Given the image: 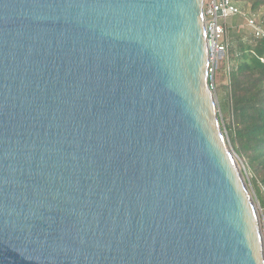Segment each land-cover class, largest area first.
<instances>
[{
	"label": "water",
	"instance_id": "1",
	"mask_svg": "<svg viewBox=\"0 0 264 264\" xmlns=\"http://www.w3.org/2000/svg\"><path fill=\"white\" fill-rule=\"evenodd\" d=\"M209 68L204 0H0V264H264Z\"/></svg>",
	"mask_w": 264,
	"mask_h": 264
},
{
	"label": "trees",
	"instance_id": "2",
	"mask_svg": "<svg viewBox=\"0 0 264 264\" xmlns=\"http://www.w3.org/2000/svg\"><path fill=\"white\" fill-rule=\"evenodd\" d=\"M233 2L250 15H256L264 29V0ZM259 13H262L260 17ZM238 20L231 28L226 22L229 33L240 29L244 20L240 17ZM251 40L253 44H244L240 39L237 46L229 47L232 64L229 72L232 112L229 115L233 116L234 127H228L227 133L236 152L247 159L255 174L253 182L257 187L259 183L264 186V64L260 60L264 57V44L253 36Z\"/></svg>",
	"mask_w": 264,
	"mask_h": 264
},
{
	"label": "rangeland",
	"instance_id": "3",
	"mask_svg": "<svg viewBox=\"0 0 264 264\" xmlns=\"http://www.w3.org/2000/svg\"><path fill=\"white\" fill-rule=\"evenodd\" d=\"M261 15L262 13H259V17ZM238 21H239L238 17H231L227 20V25L229 26V28H231L234 25H236ZM251 36L252 35L250 31L245 28L244 23L240 25L239 30H234L233 33L228 32V39H229L230 45H234V46H237L238 44L237 42L240 39L243 41L244 44H253L254 42L251 40ZM229 56H230V53L220 56L218 69L215 75L214 95L217 101V108L219 111V118H220L222 129L224 130L229 147L234 154V157L237 161V164L241 172L243 173L245 183L247 184L251 197L254 201L255 208L259 216L261 232H262L263 239H264V205H263L264 204V186H262L261 183L258 184V181H257L258 186L255 187L254 182H253V179L255 178L254 172L251 170V167L249 163L247 162V159L244 156L236 152L234 146L231 143L230 136L227 133L228 127L230 126L234 127L233 116L229 115V113L232 112L230 109V96H229L230 94L229 72H230V67L232 66V64L229 61L230 59ZM257 190H259V194L261 196L258 195Z\"/></svg>",
	"mask_w": 264,
	"mask_h": 264
},
{
	"label": "built area",
	"instance_id": "4",
	"mask_svg": "<svg viewBox=\"0 0 264 264\" xmlns=\"http://www.w3.org/2000/svg\"><path fill=\"white\" fill-rule=\"evenodd\" d=\"M231 17H240L244 26L250 31L256 41L264 44V29L256 15H250L234 4L233 0H204V22L209 49V74L213 76L215 90V75L221 55L229 53L230 42L226 22ZM264 64V57L260 58Z\"/></svg>",
	"mask_w": 264,
	"mask_h": 264
}]
</instances>
